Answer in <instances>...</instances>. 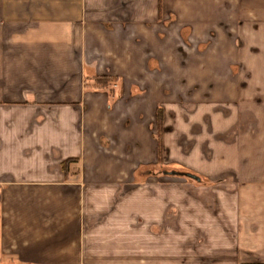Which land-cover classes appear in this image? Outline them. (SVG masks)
<instances>
[{
  "label": "crops",
  "instance_id": "crops-1",
  "mask_svg": "<svg viewBox=\"0 0 264 264\" xmlns=\"http://www.w3.org/2000/svg\"><path fill=\"white\" fill-rule=\"evenodd\" d=\"M258 5L0 0V264H264Z\"/></svg>",
  "mask_w": 264,
  "mask_h": 264
},
{
  "label": "rangeland",
  "instance_id": "rangeland-1",
  "mask_svg": "<svg viewBox=\"0 0 264 264\" xmlns=\"http://www.w3.org/2000/svg\"><path fill=\"white\" fill-rule=\"evenodd\" d=\"M171 1L175 3V1H178V0H171ZM254 1H257L259 3L262 2V0H254ZM199 9H196V12L197 13H200L202 15L204 14V15H211L212 16V13L211 12L206 13L205 11H202V10H199ZM250 11L249 12L252 13V19H253L252 20L253 23L251 24V26L249 25L247 27V30H248L247 32L250 33V34L252 33L251 36L253 35L251 37L250 44L252 45V43H253V46L254 47H257V46L260 47V46H262L264 48V23L262 22V19H264V7L263 6H259V5L258 6H254V7H252V9H250ZM176 14L178 16H180V12L177 11V9H176V13L175 12L173 13L174 22H173L172 31H173V33L175 35V38H174V43L175 44H173V48L174 49L179 48L180 47L179 44L182 43V42L180 43V41L178 39H176L178 37L177 34L180 32V29L179 28H181L180 25H178V23H180V19L177 18V15ZM205 25H206V27H208V28H206L208 30L203 31V33L202 32H199L198 37L195 35V33L193 34L195 36V40H193V42H194V45L193 46L194 47H196V44L199 43V41L197 40V38H199V39L200 38H203L204 39V44H205V47L206 48L207 47H210V48L212 47V44H208V43L209 42L211 43V38H212V34H213V28H212L213 25L210 24V23H205ZM236 26L239 28V25H236ZM187 27L189 28L188 29L189 31H190V29L192 30V28H194L192 24H190V25L188 24ZM242 27L244 28L245 25L242 24ZM180 33L182 34V31ZM183 33L185 34V36H187L186 35L187 32H183ZM192 33H193V30L190 31L188 33V35L189 34L192 35ZM201 43H202V41H201ZM253 59H254V62H256L257 64L261 63L260 57H258V59H256L255 57H253ZM174 75H177V74H175V72H173V76ZM212 76H213V73L212 72H207L206 73V76H205V79H207V77H208V79L211 80V77ZM115 84L116 83H113L108 88L115 89L116 88V85ZM183 89L184 88H181V86L179 87L177 85V83L174 84V93H178L180 95L181 91H184ZM193 89L195 91L198 90L197 88H193ZM211 89H212V86L211 85H208V87H206V92H210L209 94H211ZM194 90H192V92H194ZM185 93H186V91H185ZM159 122H160V120L158 118V129H159ZM155 171H156V174L159 175V174H163V172H165V171H168V172H171V171L185 172L186 169L180 168L179 166L178 167L177 166H175V167L174 166H172V167L158 166L155 169Z\"/></svg>",
  "mask_w": 264,
  "mask_h": 264
},
{
  "label": "trees",
  "instance_id": "trees-1",
  "mask_svg": "<svg viewBox=\"0 0 264 264\" xmlns=\"http://www.w3.org/2000/svg\"><path fill=\"white\" fill-rule=\"evenodd\" d=\"M160 8H161V0H160ZM90 81L93 82V86H94L93 88L104 89V88L110 87V85H112L113 83H116L118 80L114 77H95L91 79ZM158 118L160 120L159 131L161 132V126H162L161 111H159L158 113ZM72 162L74 161L73 160L67 161L66 164H64L63 169L67 171V166Z\"/></svg>",
  "mask_w": 264,
  "mask_h": 264
}]
</instances>
